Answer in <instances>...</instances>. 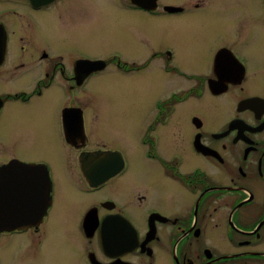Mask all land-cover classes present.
I'll return each instance as SVG.
<instances>
[{
    "label": "flooded vegetation",
    "instance_id": "obj_1",
    "mask_svg": "<svg viewBox=\"0 0 264 264\" xmlns=\"http://www.w3.org/2000/svg\"><path fill=\"white\" fill-rule=\"evenodd\" d=\"M10 163L0 264H264V0H0Z\"/></svg>",
    "mask_w": 264,
    "mask_h": 264
},
{
    "label": "water",
    "instance_id": "obj_2",
    "mask_svg": "<svg viewBox=\"0 0 264 264\" xmlns=\"http://www.w3.org/2000/svg\"><path fill=\"white\" fill-rule=\"evenodd\" d=\"M12 167V168H11ZM15 167L12 163L8 164L6 168L0 169V200L7 199L8 202L2 203V211H0V230L10 229L14 226H18L20 219H15L11 215V202L10 199L12 196V188L14 184L13 174L16 173ZM21 171V170H17ZM12 185V188H8Z\"/></svg>",
    "mask_w": 264,
    "mask_h": 264
},
{
    "label": "rangeland",
    "instance_id": "obj_3",
    "mask_svg": "<svg viewBox=\"0 0 264 264\" xmlns=\"http://www.w3.org/2000/svg\"><path fill=\"white\" fill-rule=\"evenodd\" d=\"M129 92H130V90H129ZM110 94H111L112 98H110V96L108 94H105V93L99 94V95H101L103 98H107L108 100L112 99V101H113L112 107L115 109V114L113 117V124H112L111 130L113 131V135H117V130L121 131V127H124L123 121H121V118H122L121 109H122V102L124 100V97H123V94L121 91H119L118 93L111 92ZM127 105H130L129 97L126 100L124 106H127Z\"/></svg>",
    "mask_w": 264,
    "mask_h": 264
}]
</instances>
